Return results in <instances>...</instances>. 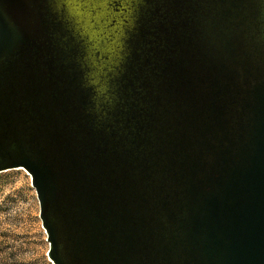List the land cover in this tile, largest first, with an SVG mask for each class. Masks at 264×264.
<instances>
[{"label":"water","instance_id":"1","mask_svg":"<svg viewBox=\"0 0 264 264\" xmlns=\"http://www.w3.org/2000/svg\"><path fill=\"white\" fill-rule=\"evenodd\" d=\"M91 56L68 0H0V172L57 264H264V0H134Z\"/></svg>","mask_w":264,"mask_h":264},{"label":"rangeland","instance_id":"2","mask_svg":"<svg viewBox=\"0 0 264 264\" xmlns=\"http://www.w3.org/2000/svg\"><path fill=\"white\" fill-rule=\"evenodd\" d=\"M68 1L76 10L91 56L103 60L117 33L128 24L134 0ZM25 170L0 172V264H57L32 177Z\"/></svg>","mask_w":264,"mask_h":264},{"label":"bare ground","instance_id":"3","mask_svg":"<svg viewBox=\"0 0 264 264\" xmlns=\"http://www.w3.org/2000/svg\"><path fill=\"white\" fill-rule=\"evenodd\" d=\"M20 169H23V170H25L24 168H20ZM26 171V170H25ZM28 173V172H27Z\"/></svg>","mask_w":264,"mask_h":264}]
</instances>
